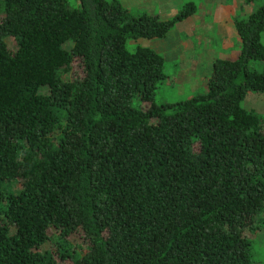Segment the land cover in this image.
I'll return each instance as SVG.
<instances>
[{
    "label": "trees",
    "instance_id": "trees-1",
    "mask_svg": "<svg viewBox=\"0 0 264 264\" xmlns=\"http://www.w3.org/2000/svg\"><path fill=\"white\" fill-rule=\"evenodd\" d=\"M195 11L0 0V264H253L264 125L241 101L264 92V5L177 101L152 100L162 57L126 48Z\"/></svg>",
    "mask_w": 264,
    "mask_h": 264
},
{
    "label": "rangeland",
    "instance_id": "rangeland-1",
    "mask_svg": "<svg viewBox=\"0 0 264 264\" xmlns=\"http://www.w3.org/2000/svg\"><path fill=\"white\" fill-rule=\"evenodd\" d=\"M65 1L70 7H78V0ZM118 1L132 15H136L147 7L148 0ZM192 1L196 6V18L189 24L188 31L185 29L177 31L170 28L162 37L138 38L126 42L128 50H133L138 45L148 47L163 59L165 77L155 85L153 90L152 100L156 105L162 102L177 101L203 91L205 76L210 70L212 59L215 57L232 59L238 53V38L223 37L231 31L229 24L232 17L244 18L252 10L264 5V0ZM169 7L165 6L166 9ZM212 8L220 10L222 17L225 15L219 24L215 23L216 17ZM149 9L150 13L157 12V9L151 5ZM173 9V7L170 8L171 11ZM260 40L264 45V30ZM262 65L264 63L261 61H249L248 69L259 70ZM77 71V64L74 63L69 75H74ZM142 103L136 98L132 99L133 106L141 107ZM241 106L255 112L264 125V92H247L241 101ZM250 231L247 233V238L250 239V255L253 264H264V211L254 217Z\"/></svg>",
    "mask_w": 264,
    "mask_h": 264
},
{
    "label": "crops",
    "instance_id": "crops-1",
    "mask_svg": "<svg viewBox=\"0 0 264 264\" xmlns=\"http://www.w3.org/2000/svg\"><path fill=\"white\" fill-rule=\"evenodd\" d=\"M162 1V0H161ZM160 0H148L147 1V7H144L143 11L141 12H145V13H150L149 12V5H151L153 8H156L157 9V14L160 18L162 19H166L168 17H170L172 14H174L175 12L178 11L179 7L186 1H191L193 2L192 0H163L161 2ZM208 2L212 1V2H217L218 0H207ZM206 2V1H205ZM194 3V2H193ZM195 4V3H194ZM170 6L169 9H166L165 6ZM173 7L174 9L171 11L170 8ZM215 12V23H220L222 22V19L225 17V15H223L222 17V13L221 11L217 10L216 8H212ZM212 10V12H213ZM210 12V14L212 13ZM213 12V13H214ZM196 12H194L193 14H191L189 17H187L185 20H182V21H179L177 23L174 24L173 28L174 30H177V31H182L183 29L185 30H189V24L192 23L193 20H195L196 18V15H195ZM212 13V14H213ZM210 18V15L208 14V19ZM235 18V17H232V19ZM231 19V20H232ZM216 24V25H218ZM229 28L231 29V31L227 34V35H223V37H237L235 31H234V28H233V24H232V21L231 23L229 24ZM238 38V37H237ZM140 39V38H139ZM150 49V48H149Z\"/></svg>",
    "mask_w": 264,
    "mask_h": 264
}]
</instances>
